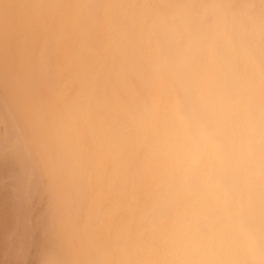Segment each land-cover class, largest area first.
Listing matches in <instances>:
<instances>
[{
  "label": "clouds",
  "instance_id": "9594fccd",
  "mask_svg": "<svg viewBox=\"0 0 264 264\" xmlns=\"http://www.w3.org/2000/svg\"><path fill=\"white\" fill-rule=\"evenodd\" d=\"M0 264H264V0H0Z\"/></svg>",
  "mask_w": 264,
  "mask_h": 264
}]
</instances>
